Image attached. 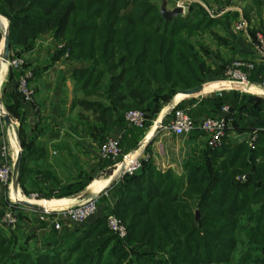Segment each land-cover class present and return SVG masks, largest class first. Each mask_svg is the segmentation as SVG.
I'll return each mask as SVG.
<instances>
[{
	"label": "trees",
	"instance_id": "16d2710c",
	"mask_svg": "<svg viewBox=\"0 0 264 264\" xmlns=\"http://www.w3.org/2000/svg\"><path fill=\"white\" fill-rule=\"evenodd\" d=\"M0 15L8 20L12 56L23 58L37 39L51 35L61 44L53 60L66 55L91 62V69L73 77L95 99H76L73 106L100 143L127 111L146 114L144 129H138L143 134L178 91L203 85L211 70L189 38L209 33L220 41L212 29L222 25L194 3L184 16L166 21L151 0H0ZM21 74L9 70L10 78ZM229 96L213 99L212 111L235 107ZM13 97L7 110L18 117L21 96ZM251 100L264 121V103ZM232 128L239 135L254 133L252 146L243 139L205 149L185 162L182 174L158 170L149 159L135 175L120 178L111 212L126 227L124 239L107 228L104 216L32 253L0 226V264H264V128L248 127L236 116ZM30 153L28 147L21 153V188ZM241 176L245 181L236 179ZM91 181H75L42 197L75 196Z\"/></svg>",
	"mask_w": 264,
	"mask_h": 264
},
{
	"label": "crops",
	"instance_id": "0c3cea01",
	"mask_svg": "<svg viewBox=\"0 0 264 264\" xmlns=\"http://www.w3.org/2000/svg\"><path fill=\"white\" fill-rule=\"evenodd\" d=\"M179 0H168L167 10L174 9ZM200 8L203 5L208 12V17L219 19L222 23L220 33L227 32L226 40L233 56L245 62H252L254 67L251 71L243 70L247 75V81L253 88H264V61L256 58L254 48L249 38H254L257 32L264 31V0H188ZM234 1V2H233ZM201 5V6H200ZM219 9V10H218ZM188 8H184L183 15ZM218 10V11H217ZM186 11V12H185ZM213 12V13H212ZM227 15L226 17H223ZM244 20L247 24L246 32L236 31L235 22ZM0 28H8V20L0 15ZM222 35V34H221ZM247 36L249 38H247ZM61 44L56 42L51 35H45L36 40L33 49L24 54L23 58L34 76L29 82L32 91L30 101L18 99L19 116L10 115L7 108L14 103V95L18 92L17 80L9 77L7 64H0V95L11 125L0 126V146H6L8 153L14 157L18 152H23L25 147L30 148V156L27 160V174L22 188L19 185L18 195L22 193H36L40 196L54 191L55 188L77 181H91L80 193L89 192V196L106 190V195L100 196L98 211L86 226L103 218L110 209L111 202L116 201V191L119 186L110 187L113 182H118V171L114 170L111 176L96 180L98 174L106 170L110 163L101 161L99 147L108 139H118L123 154L134 153L136 156H149V159L158 170H173L175 173H183V166L187 160L196 156L198 151L205 149V137L202 133L193 132L188 136L176 137L164 130H156L165 112L175 105L189 109L193 117L217 116L221 114V108L212 111V100L220 97L215 96L208 101L196 100L197 97L209 96L210 90L187 97L176 94L164 107L160 115L143 134L135 128H126L123 118L117 125L105 135L100 143L88 131L86 119L79 117L81 110L73 106L76 99L87 98L94 100L95 97H86L77 88L74 80V72L91 69V62L74 61L61 56L53 60ZM222 50L223 47H218ZM210 53V51H209ZM223 54V53H221ZM222 58V57H221ZM217 63V62H215ZM210 85L213 88L220 83ZM255 86V87H254ZM256 88V89H260ZM241 90V89H232ZM244 91L245 90H241ZM253 93V92H250ZM256 93V92H254ZM229 99L235 101L236 106L231 107L230 113L247 124L248 127L257 129L264 128V121L253 110L256 101L252 97L233 96ZM264 103L263 98H259ZM237 104L239 106L237 107ZM259 105V103H258ZM261 105V104H260ZM87 117L88 113H82ZM88 118V117H87ZM91 120V117L88 118ZM150 128H152L150 130ZM155 132V133H154ZM154 133V134H152ZM251 135H254L251 134ZM250 134H242L235 139L237 133L231 127L224 145L240 143L248 139ZM145 137H150L146 145L140 149L138 145ZM24 147V148H23ZM2 160L0 159V165ZM104 179V180H103ZM74 196L55 199L48 208H59L60 205H72L66 203ZM7 202V187L0 183V217ZM18 224L13 232V239L18 245L29 244L35 247V251L43 252L53 247L55 237L65 236L77 227L73 224L65 225L62 232L56 233L50 221H41L40 212L19 208L17 210Z\"/></svg>",
	"mask_w": 264,
	"mask_h": 264
},
{
	"label": "built area",
	"instance_id": "2783aa9c",
	"mask_svg": "<svg viewBox=\"0 0 264 264\" xmlns=\"http://www.w3.org/2000/svg\"><path fill=\"white\" fill-rule=\"evenodd\" d=\"M177 6L184 7L179 4ZM247 24L244 20L235 22V30L246 32ZM7 29L2 33L0 37V64H2V43ZM247 38H249L247 36ZM251 40V38H249ZM253 48L256 58L264 61V31L257 32L254 35ZM7 63V67L10 70L22 72L17 78V89L24 101H30L32 97V91L29 86V82L32 79V71L25 66V60L23 58L14 57L10 54ZM254 65L252 62H245L237 60L232 63L224 73V77L230 83H240L245 86H251L247 81V75L243 71H251ZM221 114L213 117L199 116L193 117L189 114V109L179 108L177 105L172 106L169 109L168 118L159 130L169 132L173 136L183 137L190 135L193 131H199L207 138L208 146L212 149H219L224 144L228 137V131L233 125V115L230 113L228 106L221 108ZM7 112L4 109L1 95H0V126H4V117ZM146 122V114L141 110H129L124 114V123L126 128L144 129ZM241 135L237 134L235 139H238ZM255 136L251 135L248 138L249 146H252ZM132 153L123 154L118 139H108L99 147V158L101 161H108L111 166L118 171V180L123 176H133L142 167L144 161L149 160V156H136L127 162V159ZM0 159L2 164L0 165V183L9 187L12 183V170L16 157H11L8 153L6 146H0ZM246 177H237L239 181H245ZM106 195V192L102 194L91 195L89 197L76 200V202L66 208L55 210L52 212H40L41 221H50L51 225L56 232H62L65 225L73 224L77 227H83L88 224L89 220L96 215L99 207L100 196ZM114 202H111L110 209L105 215V221L107 228L114 233L119 239H124L127 236V230L125 225L111 212ZM16 203L13 200H9L6 204L3 213L0 217V226L5 231L13 232L18 224V216Z\"/></svg>",
	"mask_w": 264,
	"mask_h": 264
},
{
	"label": "rangeland",
	"instance_id": "374dc122",
	"mask_svg": "<svg viewBox=\"0 0 264 264\" xmlns=\"http://www.w3.org/2000/svg\"><path fill=\"white\" fill-rule=\"evenodd\" d=\"M156 6H158V8H160L161 6V0H151ZM168 1V0H167ZM172 1L174 0H171V3ZM237 2V0H235ZM226 2H228V0H226ZM234 2V1H233ZM181 4L185 9L188 8V6L190 5L189 1L188 0H179L176 5H179ZM167 6H168V2H167ZM166 6V7H167ZM201 6V5H200ZM201 9L204 11L205 14L208 15V12L206 10V8L203 7V5L201 6ZM219 10V9H218ZM217 10V11H218ZM186 12V11H185ZM213 13V12H212ZM2 16V15H1ZM227 15H224L223 17H226ZM228 18V16H227ZM222 25L217 27V28H213L212 31L214 32V34H216L217 36H219L220 38V41L217 40L215 37H213L212 35H210L209 33L207 34H202V35H198L196 37H190L189 38V42L191 44H193V46L195 47V49L198 51V54L200 56V58L205 62V65L211 70V73L206 75V78L205 80L203 81V85L204 84H207V83H210V82H214L213 84H216V83H222V81H225V82H228L226 80V78L224 77V73L225 71L227 70V68L232 64L234 63L235 61L239 60L237 59V56H233L232 54V51L229 49V50H226L225 48L226 47H229L228 46V43H227V40H226V33L227 32H224V33H218V31L221 29ZM6 28H4L3 30L0 28V30L3 32L5 31ZM7 31H8V28H7ZM222 34V35H221ZM2 33L0 32V37H1ZM253 39L251 38V43H252V46H253ZM218 47H223V49L220 51L218 50L217 48ZM200 48H205V49H208L210 51L209 54L205 55L203 53V51L200 49ZM223 53V54H221ZM10 54H11V50H10ZM222 57V58H221ZM24 59V58H23ZM243 61V60H242ZM263 61V60H262ZM217 62V63H215ZM10 70V69H9ZM216 73V74H215ZM255 87V86H254ZM256 88H260V87H256ZM260 89H263L264 88H260ZM246 91V90H245ZM179 92V91H178ZM177 94V93H176ZM175 94V95H176ZM219 94H230V95H233V96H247V97H254V98H263L264 99V94H254V93H249V92H244V91H241V90H225V91H218V92H215V93H211L209 96L207 97H197L196 100H201V101H208L212 98H214L215 96L219 95ZM174 95V96H175ZM173 96V97H174ZM172 97V99H173ZM171 99V100H172ZM169 105V103L167 104H163L161 106V109L160 111L154 116L151 118V122L148 126V128H146L145 130V133H147L149 127L153 124V122L155 121V119H157V117L160 115L161 111L163 110L164 107H167ZM170 109V108H169ZM4 127V126H2ZM152 128H150L151 130ZM159 130V129H158ZM201 134V133H200ZM203 135V134H202ZM204 137L206 138V136L204 135ZM205 149H211V150H218V149H212L208 146V143H207V138L205 139ZM203 149V150H205ZM220 149V148H219ZM203 150H200L198 151V154L200 152H202ZM15 154H13V156H11L12 158L14 157ZM116 170L115 167L113 166H108V168L104 171H102L101 173L98 174L97 178H95L96 180H99L100 178H107L109 176H111L113 173V171ZM182 174V173H180ZM117 175H119L117 173ZM103 179V180H104ZM237 179V178H236ZM93 181V180H92ZM119 181V180H117ZM12 184V183H11ZM11 184L9 187H7V201L11 200L10 196H9V192H10V187H11ZM115 184V185H114ZM115 187V186H119V183L116 181L113 182V184H111V188ZM21 195L27 199V200H31V201H40V200H53V199H57V198H49L47 199L46 197H42L40 196L39 194H36V193H22L21 192ZM22 208V207H21ZM14 232V231H13ZM114 234V233H113ZM26 244V243H25ZM25 244H21L19 246H23ZM26 246L29 248V250L32 252V253H35L37 251H35V247H32L30 246L29 244H26ZM236 257H237V253L235 254Z\"/></svg>",
	"mask_w": 264,
	"mask_h": 264
},
{
	"label": "water",
	"instance_id": "95a60500",
	"mask_svg": "<svg viewBox=\"0 0 264 264\" xmlns=\"http://www.w3.org/2000/svg\"><path fill=\"white\" fill-rule=\"evenodd\" d=\"M166 6H167V0H161V6L159 8V12H160L161 17L164 20L170 21V20L176 18L179 15H183L182 7L176 6L172 10H167ZM9 56H10V40H9L8 31H6V33L4 35V38H3V43H2V54H1L2 62L6 63L8 61V59H9ZM240 85H243V84H240ZM202 86L203 85L197 86V87L189 89V90L179 91L177 93H182L184 95L192 97L196 92H198L202 88ZM168 114H169V109L162 116L156 131L163 126V124L165 123V121L168 118ZM4 122H5L6 126H10L11 125V121H10V118H9L8 115H6L4 117ZM145 145H146V143L144 145H142L140 143L138 145L137 149H140V148L144 147ZM20 161H21V151L18 152V154L16 156V160H15L14 165H13L12 184H11V186L13 188H19V167H20ZM106 190H107V188L102 190L99 194H102V193L106 192ZM86 197H88V194L79 193V194L75 195L73 197V199L80 200V199H83V198H86ZM15 203H16V205H18V206H20L22 208H26V209L37 211V212H52L51 210H45L44 208H42L39 205L31 204V203H28V202L15 201ZM198 218H199V214L196 211L195 212V220H197Z\"/></svg>",
	"mask_w": 264,
	"mask_h": 264
},
{
	"label": "bare ground",
	"instance_id": "6f19581e",
	"mask_svg": "<svg viewBox=\"0 0 264 264\" xmlns=\"http://www.w3.org/2000/svg\"><path fill=\"white\" fill-rule=\"evenodd\" d=\"M3 33H4V31H3ZM2 64H7V63L2 62ZM232 89H241V90H246L247 92H256V93L264 94V90L263 89H256V88H253L252 86H245V85L243 86V85H240V83H230V82L222 81V83L216 85L215 88H213L210 85L202 86V88L198 92H196L193 96L199 94L200 92L207 91V90H210V93H215V92H218V91H221L222 92V91H225V90H232ZM178 94H181L183 96H187V95H184L182 93H178ZM187 97H190V96H187ZM158 125H157L156 129L158 128ZM154 133H152V134H154ZM149 138L150 137H145L143 139V141L141 142V144L144 145L149 140ZM137 153H138V150L135 151L134 153H132L129 156V158L127 159V162L131 161V159ZM83 194H88V197H89V192H86L85 191ZM9 196H10L11 200H13V201H21V202H28V203H31V204H36V205L41 206L45 210H51V211H55V210H59V209H62V208H66L68 206H71V204L68 205V206L65 205V204H62V205H60L59 208H48V206H50L51 203L55 201V199H53V200H40V201L27 200L23 196H19L18 195V189L17 188H13L12 186L10 187ZM75 202H76V199H73V198H71V199H69V200L66 201V203H72V205Z\"/></svg>",
	"mask_w": 264,
	"mask_h": 264
}]
</instances>
